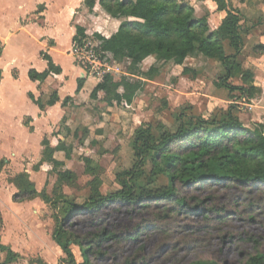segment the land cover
I'll return each instance as SVG.
<instances>
[{
	"label": "trees",
	"instance_id": "16d2710c",
	"mask_svg": "<svg viewBox=\"0 0 264 264\" xmlns=\"http://www.w3.org/2000/svg\"><path fill=\"white\" fill-rule=\"evenodd\" d=\"M213 1L220 11L226 12L215 30L210 27L207 17H198L195 8L181 0H84L89 12L99 4L112 17L121 20L118 30L110 37L101 33L94 34L99 44L96 53L100 60L108 63L112 60L128 61L125 73L117 75L114 71H107L102 75L91 92V99L97 100L98 93L103 92V100L108 106H130L138 93L144 90L146 80L154 79L167 63L181 65L182 74L197 78L200 69L185 66L184 63L187 57L198 53L222 64L225 72L220 77V82L223 86L254 98L259 90L254 85V69L244 68L238 59L244 48L246 33L243 17L236 8L228 5L227 0ZM75 28L73 46L88 38L85 27L76 25ZM225 41L229 42L233 53L226 51ZM2 51L0 39V56ZM254 51L264 53V45H256ZM40 54L47 60L48 68L43 72L31 69L28 73L31 80L43 82L50 74L62 72L61 66L49 54L43 51ZM151 55L155 56L156 62L144 71L141 64ZM237 76L242 80L241 85L231 83ZM1 78L0 71V80ZM84 82L85 79H78L77 92L83 88ZM30 96L44 108L40 98L35 99L32 94ZM57 101L58 95L54 93L48 104L53 105ZM70 101L72 98L67 97L63 104L67 105ZM184 118V115L179 114V126L175 131L160 123L156 127L141 124L135 130V161L131 168L117 174L120 188L115 192L102 193L100 167L87 157L84 160L85 170L93 177L88 183L90 192L83 204H77L64 194L63 186L75 185L78 178L73 170H62L65 161L54 158L56 150H63L66 159L71 160L72 146L61 142L53 148L44 139L43 160L50 162L52 171L57 174L52 195L46 189L38 191L29 175L24 172L12 180L19 189L14 200L40 197L51 205L56 222L53 238L66 254L69 264H76L72 244L81 249L84 260L80 264H98L110 257L113 264H155L160 259L165 260L166 253L178 249L175 241H170L167 245L161 244L157 251L151 253L145 249V241L155 235L175 239L180 232V229L175 228L180 226L177 225L180 213L200 212L205 219L212 215L222 217L214 206L207 207L203 202L189 207L186 197L180 193V186L199 185L204 188L210 181H234L250 186L253 191L264 190V131L247 128L233 114L222 120L192 116L188 122ZM148 161L152 164L150 170L146 167ZM3 164L4 161H1L0 169ZM162 176L168 178V183L154 187ZM160 205H163V209L154 211ZM123 207L131 211L128 214L130 224L116 228V225L107 223L106 212ZM76 213L88 214L85 224L89 231L85 234L72 229ZM126 243L138 247V251L124 255L123 245ZM0 250L7 251L5 263L20 258V255L14 254L1 242ZM171 261L172 264H181L177 258ZM37 262L46 264L41 259ZM187 264L219 263L214 259H196ZM242 264H264V253L256 251L249 254Z\"/></svg>",
	"mask_w": 264,
	"mask_h": 264
},
{
	"label": "crops",
	"instance_id": "0c3cea01",
	"mask_svg": "<svg viewBox=\"0 0 264 264\" xmlns=\"http://www.w3.org/2000/svg\"><path fill=\"white\" fill-rule=\"evenodd\" d=\"M181 1L192 5L198 17H207L213 30L218 28L226 15L225 11L218 9L216 2L213 0ZM227 1L228 5L236 8L243 17L242 23L246 33L244 34V48L238 59L242 62L244 68L252 67L254 69V85L259 90L257 92L258 97L255 98V95L252 101H256L264 95V53L254 51L256 45H264V25H260L259 21L261 16L264 15V0ZM41 2L45 8L41 13L43 25L38 24V33L35 36V39L41 45V49H37L35 52L38 61L36 63L30 61L24 70L23 76L21 75L19 63L26 53L24 45L26 40L24 43L22 35H20L21 32H11V29H16L12 20L9 19V24L0 27L8 30L5 31V38L0 33V39L3 42V51L0 56L2 77L0 80V162L4 161L0 169V242L14 254L20 255L17 260L5 263L7 251L0 250V264H39L38 259L43 260L46 264H69L66 261V254L53 238L56 222L51 205L40 197L24 201L14 200V196L19 192V189L12 180L16 175L25 172L38 191L46 189L45 186L50 176L49 172L52 171L53 166L50 162L43 160L44 139H47L53 148L61 142L72 146L71 143L75 144L77 133H80L79 139H81L83 133V130L81 133V129L87 131V134H91L93 123L97 119L98 123L94 126L103 128L104 122H101L103 118H96L94 115L97 106L102 109L101 115L105 116L116 105L108 106L103 100V92L98 93L97 100L91 99V92L101 80L102 74L87 71L77 61L72 52L74 47L72 39L76 32V25L85 27L89 38L94 36L95 33L110 37L118 30L121 20L112 17L99 4H96L92 12H89L84 5V0H48ZM248 26L250 28H247ZM32 34H34V31ZM64 41H66L65 44ZM224 46L228 53L234 52L228 41L224 42ZM249 50L252 51V56L247 61L244 55ZM42 51L49 54L53 61L61 66L62 72L50 74L45 81L40 82L31 80L28 73L31 69L43 72L48 68L47 60L40 54ZM201 57L210 61L213 60L198 53L195 56L187 57L184 65L198 69L200 65L194 64L193 60ZM124 62L128 64V61ZM124 62L112 60L107 64L108 69L105 70L114 71L117 75L125 73L126 70L121 71L119 67ZM145 62L150 68L156 62V58L154 55L146 58L141 64L143 70ZM215 62L220 66V74L223 75L225 72L224 67L220 62ZM171 64L167 63L162 68ZM174 67L181 68L179 74L187 76L182 74L183 66L174 65ZM5 71L9 75V82L5 81ZM78 79H85L83 88L79 92H77ZM54 93H57L58 101L50 105L48 101ZM31 94L35 99L40 98L42 100L43 109L31 98ZM67 97H71L72 101L64 105L63 101ZM134 105L135 101L130 106L121 107L133 110L135 109ZM159 123L155 124L150 121L142 124H152L153 127H156ZM135 130L132 133V147ZM83 143L85 144V142ZM72 148L74 151L75 148L73 146ZM54 158L58 161H67L66 153L63 150H56ZM65 169H69L66 168V163L62 170ZM56 180L57 174L54 185ZM77 182L78 180L75 184ZM75 186L64 185L63 192L65 187ZM53 188L48 194L52 195ZM89 188L86 197L89 195ZM64 194L68 196L65 192ZM71 199L73 198L71 197ZM71 249L76 264L82 263L84 258L80 247L72 244ZM31 260L34 262L31 263Z\"/></svg>",
	"mask_w": 264,
	"mask_h": 264
},
{
	"label": "rangeland",
	"instance_id": "374dc122",
	"mask_svg": "<svg viewBox=\"0 0 264 264\" xmlns=\"http://www.w3.org/2000/svg\"><path fill=\"white\" fill-rule=\"evenodd\" d=\"M41 1L48 0H0V27L9 24L10 19L13 26H16V29H11V32H21L24 43L26 40L24 44L26 53L19 63L22 76L30 61L33 63L38 61L35 52L41 49V45L35 36L38 33V24L43 25L41 13L45 9ZM259 21L260 25H264V15ZM5 31L8 30L0 28L4 38ZM33 31L34 34H32ZM90 39L97 43L94 36ZM63 43L65 44L66 41ZM250 56H252L251 50L244 55L245 60L248 61ZM196 59L193 60L194 64L200 65L198 67L200 75L197 78L180 75L181 68L174 67L172 64L162 68L154 79L146 80L144 90L140 91L134 100L135 109L133 110L115 105V108L108 112L109 114L103 116L102 109L98 106L95 108V117L103 118L101 120L104 122L103 128L94 126L98 123L97 119L94 123L92 120L94 125L90 135L81 129V133L83 130L81 139H79L80 133H77L75 144L71 143L75 148L73 157L65 162L66 168L73 170L78 178L75 187L64 188L69 198L72 197L77 204H83L87 199L86 192L89 188L87 182L89 183L93 177L85 170L84 160L87 157L100 167L101 190L104 194L115 192L120 188L116 176L119 172L131 168L135 161L131 144L132 133L142 123L160 122V125L175 131L179 126L177 120L179 114L184 115V120L188 122L192 116L222 120L229 114H233L247 128L264 131V95L252 101V98L241 94L238 90L231 91L220 82L221 68L217 62L203 57ZM80 64L89 72L91 71L86 67L87 61ZM121 65L119 66L121 71L126 70L127 62ZM102 68L108 69L107 66ZM143 68L144 71L149 69L147 62L143 64ZM4 78L6 82H9L6 71ZM231 83L241 85L242 80L237 76L231 80ZM257 97L258 93L255 98ZM96 129L101 130L96 131ZM151 166V162L148 161L147 170H150ZM49 175L45 186L48 193L52 191L56 173L50 171ZM168 181L167 177L162 176L154 187L164 186ZM180 190L181 195L186 197L189 207L203 202L207 207L214 206L220 211L219 215L222 217L212 215L209 219H205L200 212L192 213L190 210V212L180 213L177 217V225L180 226H175L177 230L180 229V232L175 239L169 240L164 236L162 238L155 235L145 241V249L148 253L157 251L161 244L167 245L170 241H175L178 245L176 251L169 253L163 251L166 253L165 260L160 259L161 254H159L160 260L155 264H172L173 258H177L181 264H187L196 259H214L219 264H242L249 254L256 251L264 253L263 189L253 191L250 186L234 181H210L204 188L199 185H190L180 186ZM162 209L163 205H160L154 211L159 212ZM129 212L131 211L127 207L108 210L105 214L107 223L116 225V228L125 224L129 225ZM86 220H88L87 213H76L72 229L79 234H85L89 231V227L85 224ZM123 248L124 255L138 251V247L127 243L123 245ZM98 264H113V262L110 257Z\"/></svg>",
	"mask_w": 264,
	"mask_h": 264
},
{
	"label": "built area",
	"instance_id": "2783aa9c",
	"mask_svg": "<svg viewBox=\"0 0 264 264\" xmlns=\"http://www.w3.org/2000/svg\"><path fill=\"white\" fill-rule=\"evenodd\" d=\"M91 40L92 39H90L88 37V38L84 39L82 41V43L76 44L73 47L72 52L76 56L78 62L81 61L80 59L83 60L81 62L87 61V65L88 66H86V67L91 69L90 72L98 73V74H102L103 75L108 70H105L102 67L103 66H107V64H109V63L108 62H103V61L100 60V56L96 53V48L99 45L98 41L96 43V42H93ZM101 69H103V70H101Z\"/></svg>",
	"mask_w": 264,
	"mask_h": 264
}]
</instances>
